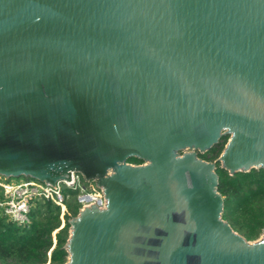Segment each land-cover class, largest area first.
Returning a JSON list of instances; mask_svg holds the SVG:
<instances>
[{"label":"water","instance_id":"obj_1","mask_svg":"<svg viewBox=\"0 0 264 264\" xmlns=\"http://www.w3.org/2000/svg\"><path fill=\"white\" fill-rule=\"evenodd\" d=\"M215 162L264 170V0H0V176L104 198L61 264H264V229L220 218Z\"/></svg>","mask_w":264,"mask_h":264},{"label":"trees","instance_id":"obj_2","mask_svg":"<svg viewBox=\"0 0 264 264\" xmlns=\"http://www.w3.org/2000/svg\"><path fill=\"white\" fill-rule=\"evenodd\" d=\"M226 136L196 157L214 161L221 151ZM127 163L140 160L128 158ZM216 192L221 197L220 218L246 241L255 240L264 229V170L249 169L228 175L214 164ZM69 216L76 208L66 207ZM58 207L48 201L35 200L27 212V222L15 225L0 214V264H61L66 252L67 216L59 226Z\"/></svg>","mask_w":264,"mask_h":264},{"label":"built area","instance_id":"obj_3","mask_svg":"<svg viewBox=\"0 0 264 264\" xmlns=\"http://www.w3.org/2000/svg\"><path fill=\"white\" fill-rule=\"evenodd\" d=\"M64 190L73 192L77 203L76 213L83 207L94 206L101 209L104 206L101 191L91 182L83 181L78 174L71 172L67 181L62 179L52 184L28 178L16 184L0 182V214L15 225L25 224L28 209L33 202L48 201L58 207L57 217L61 226L64 215L67 220L72 217L66 211L65 201L68 195Z\"/></svg>","mask_w":264,"mask_h":264},{"label":"rangeland","instance_id":"obj_4","mask_svg":"<svg viewBox=\"0 0 264 264\" xmlns=\"http://www.w3.org/2000/svg\"><path fill=\"white\" fill-rule=\"evenodd\" d=\"M26 178L23 177V176H18V177H8V178H4L2 176H0V182L2 183H8V184H16V183H19L23 180H25ZM83 183V182H82ZM86 183H84L85 185ZM65 193H67L68 195V199L65 201V207H70V208H76L77 206V203L74 199V194L72 191H69V190H64ZM260 234L258 235L257 238H259ZM256 238V239H257Z\"/></svg>","mask_w":264,"mask_h":264},{"label":"flooded vegetation","instance_id":"obj_5","mask_svg":"<svg viewBox=\"0 0 264 264\" xmlns=\"http://www.w3.org/2000/svg\"><path fill=\"white\" fill-rule=\"evenodd\" d=\"M129 164H131V163H129Z\"/></svg>","mask_w":264,"mask_h":264}]
</instances>
